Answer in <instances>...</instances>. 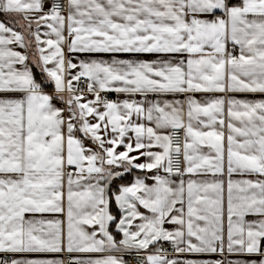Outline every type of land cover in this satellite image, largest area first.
<instances>
[{"label": "snow or ice", "instance_id": "snow-or-ice-1", "mask_svg": "<svg viewBox=\"0 0 264 264\" xmlns=\"http://www.w3.org/2000/svg\"><path fill=\"white\" fill-rule=\"evenodd\" d=\"M0 15V264H264V0Z\"/></svg>", "mask_w": 264, "mask_h": 264}, {"label": "crops", "instance_id": "crops-1", "mask_svg": "<svg viewBox=\"0 0 264 264\" xmlns=\"http://www.w3.org/2000/svg\"><path fill=\"white\" fill-rule=\"evenodd\" d=\"M2 19H6V17H4L3 15H0V20ZM76 55H80V54H76ZM80 58L83 59L85 58L83 55H80ZM105 59H109L110 57L105 55L104 56ZM121 58H125V59H131L133 58L131 55L129 54H123L121 56ZM139 59H144V60H154L156 59L157 57L155 55H148V54H144V55H140L138 57ZM195 96V98L197 100H206V99H209L213 96H220V95H223L221 93H215V94H212V93H195L193 94ZM236 96V98H239V99H261V98H264V94H252V93H235L233 94ZM109 98L111 99H116L117 98V94L115 93H111L109 94ZM185 97L183 94H177L175 97L173 96H169L168 99H180V100H183ZM122 150V149H120ZM136 175H142L141 173L139 172H136ZM133 177H129V180H131ZM196 179H201V180H212L213 179V176L211 173H208V174H202V175H199V176H196L194 177ZM242 178H249V177H240V176H236L234 175L233 176V179H242ZM225 181L227 180V176L225 175L224 177ZM56 218H59L61 220H64L65 221V229H66V216L64 215H58ZM163 247L168 249L169 252L171 251V245L168 244V243H164L163 244ZM48 255V258H56V259H60V260H63V253L62 254H47ZM73 256H81L83 258H88L89 256H92V257H95L96 254H73ZM182 259L183 258H187V259H195V260H212V261H215V260H220V259H225L226 261L227 260H243L245 259V257L243 256H240V255H228L227 253L225 254L224 257H221L219 254H193V255H188L186 257H181Z\"/></svg>", "mask_w": 264, "mask_h": 264}, {"label": "built area", "instance_id": "built-area-1", "mask_svg": "<svg viewBox=\"0 0 264 264\" xmlns=\"http://www.w3.org/2000/svg\"><path fill=\"white\" fill-rule=\"evenodd\" d=\"M175 136L182 143V141H183V130H181L178 133H175ZM180 159H181V165H183L182 157ZM70 259H71L70 256H68L67 254H63V261H65L66 264H68V262L70 261ZM128 259H129V264H134V258L129 257Z\"/></svg>", "mask_w": 264, "mask_h": 264}]
</instances>
